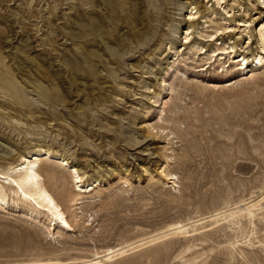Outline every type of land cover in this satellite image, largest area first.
<instances>
[{
  "label": "rangeland",
  "instance_id": "1",
  "mask_svg": "<svg viewBox=\"0 0 264 264\" xmlns=\"http://www.w3.org/2000/svg\"><path fill=\"white\" fill-rule=\"evenodd\" d=\"M155 1L0 0V169L43 147L64 155L84 184L99 183L75 205L69 231L49 230L7 197L0 264L91 258L261 194L245 209L98 264H264V67L247 73L227 57L210 63V52L192 46L207 48L206 33L231 14L223 37L239 40L237 50L253 60L261 47L251 35L264 13L252 21L258 4L225 13L213 0H171L162 36L151 31ZM188 1L213 13L195 20L183 43ZM242 17L246 29L236 25ZM63 184L49 190L67 207Z\"/></svg>",
  "mask_w": 264,
  "mask_h": 264
},
{
  "label": "bare ground",
  "instance_id": "2",
  "mask_svg": "<svg viewBox=\"0 0 264 264\" xmlns=\"http://www.w3.org/2000/svg\"><path fill=\"white\" fill-rule=\"evenodd\" d=\"M170 1L171 0L155 1V5L153 6V12H155V18L153 19L152 21L153 23L151 25L152 26L151 31H153L154 35H156V32H159L158 34L162 35L161 32H163L166 29L165 28V25L167 24L166 20L168 21L169 20L168 16H170L168 13L170 10V6H169ZM175 1L177 2V0ZM213 1L215 2L218 11H220L219 9L222 8V10H225V13L233 10L235 6H239L240 7L239 9H243V12H247L249 6L253 8L255 4L256 5L258 4V8H260L259 15L256 18H252L253 19L252 21H257V19L260 18L261 13L262 14L264 13V0H247L246 2L243 0H213ZM211 5H213V2ZM186 7H189L190 10L188 13L186 12V16H183L182 18V21H184V23L187 24L186 31L183 36L184 39L183 43H187L190 41V40L187 41V38L192 31L188 32V28L198 27L199 21H195V20H197L199 17H203L204 14L208 12L213 13V10H210L208 7L205 8V6L203 5H199V4L197 5L194 1H188ZM213 8H215V6H213ZM177 9L180 10L179 8ZM204 10H206L205 13H203ZM198 13H200V15L196 16V14ZM226 17H230V19H227ZM222 19L223 22L221 23L223 27L220 26L213 28V32L206 33L207 34L206 37L208 36L210 37V39L208 38V40H202L204 42L211 41L210 43H208L207 48H205L204 46L205 44L201 45V43H195V42L192 43V46H195L196 49L200 50L199 54L205 53L207 51L210 52V56L208 58L210 59L213 58L212 62L210 63H214L216 59H217L216 61L218 62L222 60L223 62H225V59L227 57V60L230 62V64L232 63L239 64V62H241L240 63L241 67H239V69L241 68L245 69L247 73L255 71V69H257L258 67H261L263 69L264 22L261 21L258 22L257 25H259V28L255 29L256 28L255 27L254 32H252L251 35L253 36L254 39L260 42L261 51L258 53L257 57H254L253 60L249 61L250 56L247 55V52H244V50H242V52H239V50H237V45L239 43V40H233V41L229 40L230 42H226V38L223 37L225 31L224 32L222 31L227 30L229 27H231V25L226 26L225 24L234 22L235 18L233 17V15L231 16L230 14V15H224ZM248 21L250 20L244 18L238 19L236 25L239 26L245 25L244 27L246 29L247 26L249 25ZM200 22L203 23L205 21H200ZM229 31L232 30H228V32ZM246 32L249 34V29ZM251 36L249 34V37ZM225 37L231 38L232 34L229 32V34ZM215 40H217V42L218 40H221L222 46L211 48L213 47L211 46V44H213V41ZM157 41L159 43H163L164 40L162 41V39H160ZM250 65L252 66L249 67ZM43 157H48V158L52 157L54 160H56V164L45 163V165L41 166L40 160ZM55 167H58V169L57 168L55 169ZM164 169H165L164 167L160 169L159 171L160 175L162 174L166 182L170 183L171 186H174L175 176L172 173H165ZM57 182H61L62 184L65 183L66 185V188L60 189V191H66L67 193L64 195L65 197H63L62 199L63 201L66 202L67 207L60 200H58V198L49 190V185H52ZM97 185H99L97 180H93L90 183L87 182V184H84L82 177L80 176L76 166L69 165V161L64 155L58 153H54L52 155L47 148L44 149L43 147L35 148L31 150V152L28 151L24 154H20L18 158V162L14 164L12 161L11 162L6 161L4 167L0 169V207L9 206L7 197L11 196L12 199L19 200L27 205V209L25 210L27 215L35 219L41 220V218H44V220H47L48 222L47 225L49 230L53 231L55 227H57L61 230L69 231L73 229L72 225L73 223L75 224L78 214L77 211H75V209L78 207L75 205L81 202L80 200L83 198L82 196L83 193L88 194V192L94 190L97 187ZM5 191H8V193ZM261 197L262 194L256 197H250L246 200L241 201V203L239 202L229 208L216 210L206 216H201L200 218L191 221H186V222L177 221L171 223L168 226H166L164 229L159 231V233L156 232L144 238H139L119 246L107 247L101 252L95 253L91 258H82V259H75V260H69L63 262H49L44 264H98L104 260L109 259L111 256L118 253L121 254L125 252L126 249H128L129 247L140 244L148 239H153L169 234H180L189 231V229L196 224L203 223L207 220L215 219L216 217H219L223 213L232 212L238 209H245L252 202H256L260 200ZM67 208H69L71 212H69V209Z\"/></svg>",
  "mask_w": 264,
  "mask_h": 264
}]
</instances>
